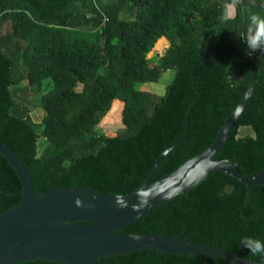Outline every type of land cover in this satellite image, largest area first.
<instances>
[{
	"label": "trees",
	"instance_id": "trees-1",
	"mask_svg": "<svg viewBox=\"0 0 264 264\" xmlns=\"http://www.w3.org/2000/svg\"><path fill=\"white\" fill-rule=\"evenodd\" d=\"M228 3L0 0V143L29 171L35 194L58 188L105 195L136 190L160 154L183 134L190 105L184 139L164 157L149 184L208 148L241 101L259 54L248 57L242 38L249 25L245 11L264 15V0H241L234 19L223 23L221 16L231 11ZM163 40L168 46L152 62L148 54ZM169 70L174 77L162 96L140 89ZM21 81L32 90H46L39 123L30 120L27 91L12 89ZM253 87L213 158L236 162L249 176L264 166V53ZM115 104L123 128L104 134L97 127ZM243 129L249 133L240 135ZM21 192L16 173L0 155V214L18 206ZM129 234L180 236L264 263L240 243L244 236L264 241V188L250 186L246 199L244 184L215 172L116 235ZM98 262L227 264L218 257L151 250Z\"/></svg>",
	"mask_w": 264,
	"mask_h": 264
},
{
	"label": "water",
	"instance_id": "water-1",
	"mask_svg": "<svg viewBox=\"0 0 264 264\" xmlns=\"http://www.w3.org/2000/svg\"><path fill=\"white\" fill-rule=\"evenodd\" d=\"M262 55L259 52L241 101L226 118L212 144L173 172L149 184L164 157L184 139L190 105L183 134L160 154L141 185L130 193L105 195L88 188H58L35 194L29 171L13 151L0 143V155L16 173L22 186V199L18 206L0 214V264L36 261L100 264V258L143 250L167 255L218 257L227 264H264L217 247L187 241L180 236L116 235L151 209L183 195L215 172L224 173L244 184L246 199L250 186L264 188V166L257 175L249 176L238 171L236 162L213 160L222 150L253 93V78Z\"/></svg>",
	"mask_w": 264,
	"mask_h": 264
},
{
	"label": "rangeland",
	"instance_id": "rangeland-1",
	"mask_svg": "<svg viewBox=\"0 0 264 264\" xmlns=\"http://www.w3.org/2000/svg\"><path fill=\"white\" fill-rule=\"evenodd\" d=\"M248 12H258V11H253L251 9L246 10L245 15L247 14L246 17L249 19V15L251 13ZM166 42L167 40H163L157 44V46L153 49V51L148 54L149 60H151L152 62L157 61L159 56H161L164 53L166 47L168 46V43ZM173 77H174V71L169 70L161 74L157 83H145L140 85L139 87L140 89H142V91L148 93L151 96H156V97L162 96L164 94L166 86L170 84ZM45 83L46 85L50 84V80H46ZM48 88H52V84H50ZM12 89H16L18 91H24V90L27 91L28 93L27 100L29 102V107H30V113H29L30 120L34 123H39L44 116V112L41 107L42 104L41 98L46 93V90L45 89L32 90V88L28 87L25 81L17 82V84ZM21 97H24V95H21ZM118 109H119V104H115L113 106L112 111L101 120L100 124L97 127L98 131H101L104 134H114L118 129L123 128L117 118ZM145 111H148L147 113H150L151 110L150 109L148 110L146 108ZM247 133L249 132L244 129L240 131V135H244Z\"/></svg>",
	"mask_w": 264,
	"mask_h": 264
},
{
	"label": "clouds",
	"instance_id": "clouds-1",
	"mask_svg": "<svg viewBox=\"0 0 264 264\" xmlns=\"http://www.w3.org/2000/svg\"><path fill=\"white\" fill-rule=\"evenodd\" d=\"M240 3L241 0H229L228 8L231 11H225L221 16V22L226 23L234 19L235 10ZM242 42L246 44L249 55L256 52L264 53V15L255 12L249 15V25L242 38ZM240 243L249 250L252 256L264 257V241L244 236L241 238Z\"/></svg>",
	"mask_w": 264,
	"mask_h": 264
},
{
	"label": "built area",
	"instance_id": "built-area-1",
	"mask_svg": "<svg viewBox=\"0 0 264 264\" xmlns=\"http://www.w3.org/2000/svg\"><path fill=\"white\" fill-rule=\"evenodd\" d=\"M104 22L106 21V19L104 18V20H103ZM255 53H253V54H251V55H249L248 54V57H252L253 55H254Z\"/></svg>",
	"mask_w": 264,
	"mask_h": 264
}]
</instances>
